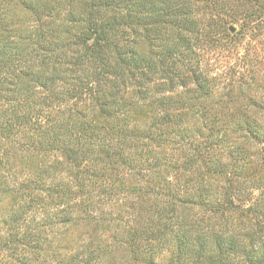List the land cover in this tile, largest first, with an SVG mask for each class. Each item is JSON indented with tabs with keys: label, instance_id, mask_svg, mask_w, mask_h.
I'll return each instance as SVG.
<instances>
[{
	"label": "trees",
	"instance_id": "trees-1",
	"mask_svg": "<svg viewBox=\"0 0 264 264\" xmlns=\"http://www.w3.org/2000/svg\"><path fill=\"white\" fill-rule=\"evenodd\" d=\"M205 1L0 0V195L13 198L0 210V264H101L109 245L90 234L119 228L105 208L128 179L112 176L135 169L147 185L130 191L139 264L164 252L166 264H264V199L246 204L238 185L263 125L243 114L231 143L239 129L209 104L222 94L201 53L233 22L264 29L251 2L264 3ZM171 143L194 153L168 161ZM218 146L242 164L215 158ZM29 155L35 171L23 177L11 161Z\"/></svg>",
	"mask_w": 264,
	"mask_h": 264
},
{
	"label": "rangeland",
	"instance_id": "rangeland-1",
	"mask_svg": "<svg viewBox=\"0 0 264 264\" xmlns=\"http://www.w3.org/2000/svg\"><path fill=\"white\" fill-rule=\"evenodd\" d=\"M205 1V0H201ZM218 4L222 2H227L228 4L232 0H215ZM229 1V2H228ZM240 1V0H239ZM264 3V0H256ZM206 2V1H205ZM255 13L264 12L262 7H257L256 2H251ZM226 7V6H225ZM231 9L226 7V12L230 13ZM218 13L217 11H213ZM242 20L233 22L231 26L235 27V31L228 29V36L220 38V45L205 44V50H202V60L204 61V66L209 69L210 75L213 77V82L218 85L217 90L222 96L216 95L214 101L217 99H222L225 102L228 97H231V101L228 103L215 104L209 103L214 111L220 113H231L234 114L232 118H226L228 121V127L236 125L239 129L238 132L229 134L231 143H233L237 136L241 135L240 130L245 127V122L243 119V114L249 116L258 117L263 128L261 131L264 133V29H256L254 27L250 28L242 24ZM230 26V27H231ZM226 37V38H225ZM216 43V42H215ZM218 93V94H219ZM132 115V114H131ZM191 122L189 123L190 133L195 134V127L198 126L195 119L190 115ZM141 116H129L128 121L138 123L141 129L145 128L146 122ZM226 122V121H225ZM232 125V126H231ZM230 133V132H228ZM231 135V137H230ZM238 141H243V138H237ZM178 140V138H176ZM252 141L254 139L252 138ZM255 142V141H254ZM257 146L250 147V153L246 154L247 164H245L246 173L239 177L242 184H238L241 187L242 199L247 197L248 200L245 201L246 204L254 203L259 200L264 199V167L262 164L264 159V142L262 144H256ZM177 144H169L164 147V152L160 154L162 158L167 159L172 162L182 161L183 157L191 156L194 151L186 146L180 147ZM229 147V146H228ZM213 153H216L215 158L220 156V159L224 163H237L242 164L243 156L228 154L227 148H222L221 146L212 149ZM29 154V153H28ZM20 156V155H18ZM14 156L12 158L15 165L16 172L23 177H27L35 171L36 156L29 155L27 157L18 158ZM235 159V160H234ZM229 170V169H228ZM143 170L141 169V174ZM137 169L132 170L126 174L113 175V180L125 178L128 179L127 188L128 192H124L112 200H109L106 204V210H111L113 212V217L117 214L122 215V219L119 223L120 226L117 228L118 220L111 222L110 226L104 225L103 229L98 231H93L90 234L91 238H98L102 235L103 239L106 240L107 247L106 258L101 264H139L133 257L129 244L127 243L131 238L133 231L128 225L133 226L130 219H133L131 215L133 211H137L138 208L134 207L138 203L135 192L132 186L146 187L147 185L143 182L142 178L138 176ZM144 174H149L150 172L144 169ZM175 173V172H173ZM171 173V174H173ZM67 172L56 175L58 178L68 177V181L71 180L72 175ZM189 175V174H187ZM218 180V181H217ZM176 182V179H173ZM223 182H219V177L216 179L212 188L217 189L222 185ZM215 191V190H214ZM264 201V200H263ZM161 202V200H159ZM13 203V198L10 195H0V210L5 206ZM134 207V208H133ZM3 227L0 226V236L3 235ZM82 232V229L78 227H73L70 230V235L74 237ZM113 235V236H112ZM114 236H116L114 238ZM87 239V238H86ZM66 253V252H64ZM17 254H14L16 257ZM3 255L0 254V259ZM168 261V253L164 252L155 264H166ZM47 264H58L56 260Z\"/></svg>",
	"mask_w": 264,
	"mask_h": 264
},
{
	"label": "water",
	"instance_id": "water-1",
	"mask_svg": "<svg viewBox=\"0 0 264 264\" xmlns=\"http://www.w3.org/2000/svg\"><path fill=\"white\" fill-rule=\"evenodd\" d=\"M230 30H231V31H235V27H234V26H231V27H230Z\"/></svg>",
	"mask_w": 264,
	"mask_h": 264
}]
</instances>
